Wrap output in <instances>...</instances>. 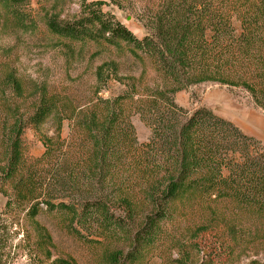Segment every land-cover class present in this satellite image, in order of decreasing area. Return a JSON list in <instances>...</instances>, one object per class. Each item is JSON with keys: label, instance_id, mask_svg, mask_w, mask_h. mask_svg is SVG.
<instances>
[{"label": "trees", "instance_id": "trees-1", "mask_svg": "<svg viewBox=\"0 0 264 264\" xmlns=\"http://www.w3.org/2000/svg\"><path fill=\"white\" fill-rule=\"evenodd\" d=\"M29 1L0 0V6L16 14ZM226 2L164 0L147 17L142 39L99 6H85L73 22L47 17V29L58 37L130 46L136 59L153 62L163 82L143 93L133 84L115 98L96 92L89 107L74 112L41 93L27 123L40 132L52 120L54 133L42 134L45 151L32 166L23 154L24 121L14 116L10 127L5 124L8 155L0 173L17 205H28L34 218L43 203L47 211L65 214L68 227L87 240L94 228L97 237H112L126 218L137 224L132 241L151 246L186 210L206 213L197 234L210 230L226 204L233 211L226 235L263 242L264 258V145L208 108L189 111L173 100L190 85L213 82L243 87L264 110V0H243L241 8ZM234 15L240 34L231 23ZM111 67L104 62L96 68L98 85L116 75ZM11 83L20 90L15 78ZM137 113L150 128L142 144L130 120ZM64 120L72 122L66 147ZM12 203L9 198L6 206Z\"/></svg>", "mask_w": 264, "mask_h": 264}, {"label": "rangeland", "instance_id": "rangeland-1", "mask_svg": "<svg viewBox=\"0 0 264 264\" xmlns=\"http://www.w3.org/2000/svg\"><path fill=\"white\" fill-rule=\"evenodd\" d=\"M162 1L30 0L16 14L0 6V171L8 155L3 138L5 124L10 127L14 116H20L25 123L21 141L27 165L32 166L45 151L41 136L54 133L53 121L48 120L40 132L27 123L41 93L55 97L66 112H74L89 107L96 92L104 99L115 98L133 84L143 93L163 82L153 62L144 56L136 59L130 46L58 37L47 29V17L73 22L87 9L85 6H99L103 13L142 39L147 33V17L159 9ZM224 1L239 8L243 3ZM231 23L235 33L240 34V20L235 15ZM104 62L112 65L116 75L109 73L110 77L100 86L95 70ZM12 78L19 83V91L11 83ZM173 100L189 111L208 108L264 145V110L243 87L204 82L174 93ZM130 120L137 142L145 143L150 128L138 113L131 115ZM71 124L69 120L63 121L64 147L70 142ZM8 186L0 173V264H264L263 242H255L256 238L245 234L226 235L233 217L226 204L218 211L222 220L212 223L210 230L197 234L206 213L186 210L167 225L157 242L143 246L132 241L137 224L126 218L120 221L122 228L116 229L112 237H97L94 228V235L88 236V240L74 234L65 214L49 212L43 203L37 216L31 218L28 205L18 206L16 195ZM9 198L13 203L7 207ZM75 227L83 234L89 233Z\"/></svg>", "mask_w": 264, "mask_h": 264}]
</instances>
